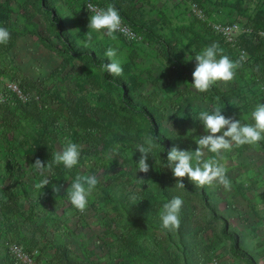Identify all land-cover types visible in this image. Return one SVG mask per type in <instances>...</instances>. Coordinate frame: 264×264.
<instances>
[{
  "label": "trees",
  "instance_id": "16d2710c",
  "mask_svg": "<svg viewBox=\"0 0 264 264\" xmlns=\"http://www.w3.org/2000/svg\"><path fill=\"white\" fill-rule=\"evenodd\" d=\"M91 1L101 8L114 5L121 20L142 39L132 41L115 33L112 40L103 31L102 38L92 31V40L87 41L85 34L91 31L87 27L91 15L87 0H0V26L11 34L7 44H0V75L17 82L28 98L22 102L0 89L7 96L0 103V246L8 245L3 248L7 263L23 264L10 250L17 245L28 255L37 252L41 264H102L87 255L80 241L76 243L82 254H76L68 240L75 241L77 235L69 230L66 220L73 216L78 225L87 223L85 211H78L68 200L67 188L77 175H95L98 183L88 198V207L105 234L94 236L91 242L98 239L112 253L110 264H215L222 245L240 264H260L264 240L247 244L245 225L249 220L240 218V226H232L231 214L221 210L216 191L208 185L197 187L187 177L182 178L185 187L177 188L172 170L164 167L173 145L190 151L197 147L202 128L196 119L199 112L185 100L187 97L170 103L176 111L174 117L182 113L187 116L181 128L171 130L165 126V109L155 91H141L147 81L154 89L165 79L171 81L164 68L177 75L187 91L194 89L195 55L216 42L235 61L230 45L198 22L191 9L176 16L188 21L180 23L170 19L165 9L154 8L152 0ZM185 3L197 4L212 21L255 30L241 42L247 61L240 65V81L236 80L230 90H224L221 82L204 93L194 89L207 103V111L219 106L226 117L254 123L251 112L256 104L264 103V42L257 35L264 32V0ZM153 11L156 17L151 16ZM40 22L44 29H40ZM164 25H170L168 32ZM24 37L36 39L58 59L57 67L39 83L25 75L11 58V51ZM109 47L117 51L121 76L103 70L110 62L105 56ZM148 48H157L165 58L166 65H161L158 73L136 70ZM149 134L156 137L158 147L154 155L149 154L150 170L145 174L135 167L140 155L136 146ZM65 137L77 143L81 151L79 163L72 169L53 160ZM237 148L264 155V140ZM214 155L206 152L204 158ZM37 158L52 165L46 174L49 184L42 189L35 187L45 178L34 168ZM61 185L60 192H54ZM237 188L245 193L243 185ZM174 196L183 200L181 223L169 231L161 226L159 210ZM249 206L264 225V209L257 210L253 202ZM104 213L107 215L100 218ZM210 228L212 237L208 238ZM109 236L114 239L109 241ZM118 258L123 262L116 263Z\"/></svg>",
  "mask_w": 264,
  "mask_h": 264
},
{
  "label": "clouds",
  "instance_id": "9594fccd",
  "mask_svg": "<svg viewBox=\"0 0 264 264\" xmlns=\"http://www.w3.org/2000/svg\"><path fill=\"white\" fill-rule=\"evenodd\" d=\"M91 15L87 25L88 31L85 34L87 41L92 40L91 32L103 31L112 40L116 39L115 33L123 31L122 20L119 11L114 5H107L105 8L87 6ZM128 35V33H125ZM264 35V33H261ZM10 32L6 27L0 26V44H7L10 39ZM84 47H88L87 44ZM105 56L109 63L103 66L109 74L121 76L123 68L120 60L116 59L117 51L109 47L105 51ZM195 67L192 72V87L200 93L207 92L217 82H231L236 74V69L240 67L245 59L242 54L238 60H232L224 54V49L218 43L204 47L195 55ZM3 99L0 98V103ZM203 124L205 134L196 139L197 147L195 150H184L177 145H173L167 151V163L164 167L172 170V175L176 178V187L184 188L182 178L187 177L195 186H211L214 182L229 190L231 182L226 174L225 166L220 163L223 159L221 153L231 151L233 147L243 145H254L264 140V103L255 105L251 112V119L254 123H242L240 119L225 116L222 108L215 106L211 112L203 110L198 113L196 118ZM194 131V129H192ZM158 147L156 137L146 135L143 142L136 146L139 151V158L135 167L141 173H148L150 165L147 162L149 154L154 155L153 150ZM118 151V149L116 150ZM206 152L215 154L211 158L205 159ZM81 151L77 143L65 137L62 148L54 154V163L63 164L65 168L72 169L79 163ZM34 168L45 177L35 185L42 189L49 184L47 173L51 172L52 165L45 164L39 158L33 163ZM98 183L95 175H77L72 179L67 188V197L71 205L80 212H84L88 206V198L92 194ZM59 188H54V192L59 193ZM135 200V196L132 197ZM183 200L179 196H174L164 202L159 210L161 226L165 230L173 231L179 228L181 223L180 212Z\"/></svg>",
  "mask_w": 264,
  "mask_h": 264
},
{
  "label": "rangeland",
  "instance_id": "374dc122",
  "mask_svg": "<svg viewBox=\"0 0 264 264\" xmlns=\"http://www.w3.org/2000/svg\"><path fill=\"white\" fill-rule=\"evenodd\" d=\"M248 4L249 2L246 1L245 5L247 6ZM152 6L156 9H165L169 18L175 21L178 19L176 16L186 8L190 10V4L186 5L185 0H152ZM148 8V12H151V7L148 6ZM151 16L156 17V13L153 11ZM17 18L19 17H14V19ZM20 20L23 21L21 18ZM178 20L180 23L188 22L187 19L183 21V17ZM40 29H44V24L42 22H40ZM163 30L168 32L170 30V25H164ZM99 36L101 38L103 37L101 32H99ZM147 50L145 59L138 61L136 70L145 72L150 69L158 73L160 66H163L164 63L166 65L165 58L161 57L157 48H148ZM11 58L16 61L25 75L38 83L47 79L58 64V59H56L51 52L42 48L36 39L30 37H24L18 41L11 51ZM164 70L167 78H172L171 81L165 79L156 89L147 81L141 91L145 94H150L152 91H155L159 97L160 104L165 109L164 112L167 117V120L164 122L165 126L171 130H177L182 127V121L187 120V116L182 113L180 116L174 117L176 111L170 103L179 100L184 101V97H187L185 100L192 104L196 112L203 110L207 111V103L197 95L194 89L187 91L183 82L168 68H164ZM239 70L240 67L236 69L235 77L231 82H221L224 90H230L232 84L236 80L240 81ZM144 77L146 78V75ZM8 81L11 82L12 80L8 78ZM200 132L201 135L205 134L203 124ZM221 155L223 156L221 163L226 168V174L231 182V187L229 190H225L222 185L215 182L210 187L213 191L217 192L221 210L231 214L232 226H240V218L249 220V223L245 225L247 244H259L264 240V225L261 219L254 216L249 204L253 202L257 210L262 211L264 209L261 195L264 194V155L254 150L241 151V149L235 146L231 151L223 152ZM237 185H243L244 194L240 192ZM248 189L251 190L247 191ZM138 190L139 188L135 189V191ZM91 201L94 202V199L91 198ZM232 208H235L237 213H235ZM106 215L107 213H104L100 215V218ZM85 216L87 217L88 224L78 225L77 220L73 216L66 219L70 226L69 230L75 232L77 235L75 241L72 238L68 241L73 245V250L77 255L82 254L78 247V243H76V241H80L87 255L93 261L100 260L102 264H110L112 253H109L107 249L100 244L98 239L95 240L96 243L91 242L94 236L100 238L105 234L104 230L96 225L95 212L92 208L87 206ZM208 235V238L212 237V228H210ZM113 239L112 236L108 237L109 241ZM5 247H8V245H4V247L2 245L0 246L1 264H8L4 257L7 253V250H3ZM225 248L226 247L222 245L217 249L216 256L218 255V259L214 260L215 264H240L227 250H225ZM121 262H123V260L120 258L116 260V263ZM260 264H264V260Z\"/></svg>",
  "mask_w": 264,
  "mask_h": 264
},
{
  "label": "built area",
  "instance_id": "2783aa9c",
  "mask_svg": "<svg viewBox=\"0 0 264 264\" xmlns=\"http://www.w3.org/2000/svg\"><path fill=\"white\" fill-rule=\"evenodd\" d=\"M93 6L96 8H101L97 4L93 3L91 0H87L86 2V8L88 10L87 6ZM191 14L192 16L200 23L205 25L207 29L217 33L219 36H221L229 45L231 49V56L235 59H239L242 54H245V59L241 62V64H245L247 61V52L244 48H242L241 42L244 37H247L251 34H255V30L250 26H245L242 24H234V25H227L223 24L221 22L212 21L208 18L204 10L198 6L197 4H191L190 5ZM90 13V11L88 10ZM122 29L123 31L117 32L122 36H125L128 40L132 41H140L142 39L141 36H139L135 31L130 29L128 25H126L122 21ZM125 33H128V35H125ZM259 32L257 35L260 36V38L264 42V35H261ZM0 83L3 85L0 89L4 90L9 94L12 93L16 95L22 102H26L28 100L27 96L21 91L19 84L15 81L9 82L8 79L2 77L0 75ZM0 90V98L3 99V102L7 100V96L2 93ZM263 95H264V88H262ZM2 102V103H3ZM11 253L14 257H16L19 261H21L23 264H41L40 261H38V253L36 252L35 255L31 256L28 255L26 252L22 250L17 245H13L10 247Z\"/></svg>",
  "mask_w": 264,
  "mask_h": 264
}]
</instances>
